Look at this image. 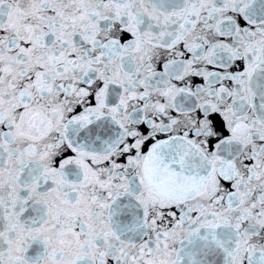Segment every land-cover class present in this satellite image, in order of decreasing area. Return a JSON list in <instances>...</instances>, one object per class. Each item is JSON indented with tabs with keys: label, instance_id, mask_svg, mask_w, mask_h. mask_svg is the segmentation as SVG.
Instances as JSON below:
<instances>
[{
	"label": "snow or ice",
	"instance_id": "6c2138e0",
	"mask_svg": "<svg viewBox=\"0 0 264 264\" xmlns=\"http://www.w3.org/2000/svg\"><path fill=\"white\" fill-rule=\"evenodd\" d=\"M0 264H264V0H0Z\"/></svg>",
	"mask_w": 264,
	"mask_h": 264
}]
</instances>
